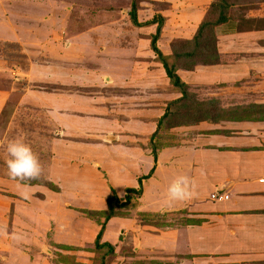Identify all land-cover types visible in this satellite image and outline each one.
<instances>
[{"label":"rangeland","instance_id":"374dc122","mask_svg":"<svg viewBox=\"0 0 264 264\" xmlns=\"http://www.w3.org/2000/svg\"><path fill=\"white\" fill-rule=\"evenodd\" d=\"M218 1L0 0V264H39L30 259L24 237L22 241L11 238L15 233L24 236L21 227L29 225L26 216H12L14 203L19 210L24 208L20 207V195L5 183L11 180L4 164L5 145L12 139L24 140L37 155L42 166L39 180L66 189V205L62 209L65 211L61 212L64 221L67 216L71 229L82 225L84 220L98 224L94 240L83 247L52 243V230L47 231L45 246L50 244V251L44 249L43 264L162 262L161 247L152 254L141 248L143 243L136 238L156 237L167 227L184 225L193 219L187 213L184 215V209L168 210L157 204L154 209L136 206L141 194L133 195L129 190L140 186L143 191V178L141 184L138 179L152 173L156 155L152 152L150 157L139 160L128 154L131 147L152 150L159 134H163L162 140H167L171 133L169 130L154 133L168 102L178 94L169 86L161 58L168 64L182 66L176 67L177 74L189 60H197L193 68L213 69L209 71L212 80L207 83L188 84L179 77L197 101L214 100L224 109L236 104H264V28L234 30L239 22L237 15L242 12L264 21V0H227L230 20L216 24L219 8H213L218 6L213 3ZM133 5L136 22L129 16ZM158 14L163 17L156 40L161 58L150 43L157 25L150 21ZM206 21L194 47L190 41L199 25ZM210 31L215 36L213 46L218 60L204 64L199 59L208 57L210 49H204L202 44L211 36ZM192 49L189 58L181 53ZM127 61L134 64L130 74L120 67ZM160 63L163 72L158 71ZM147 65L148 74L140 81L142 69ZM127 74L129 81L135 82L130 87L123 78ZM136 101L138 106L131 108ZM56 155L65 166L62 169L57 164L54 176L60 169L64 176L52 181L47 171L51 157ZM128 155L137 161L128 165L124 158ZM119 160L127 166L120 165ZM146 161L153 163L143 171ZM109 163H113L112 172ZM136 169L142 172L136 173ZM110 174L114 176L111 180ZM132 180H135L133 187L129 186ZM111 194L123 203L114 208V216L122 224L114 225L113 235L105 229L109 220L104 218L106 207L103 210L98 207ZM33 195L43 196L40 192ZM127 195L129 201H125ZM152 196L159 199L158 194ZM90 204L93 206L89 207ZM50 205L60 210L57 204L50 202ZM100 229L99 242H107L103 239L107 232L106 237L114 236L113 241L118 243L117 251L112 252L106 246L96 248ZM118 235L123 242L116 241ZM133 240L138 241L137 248ZM79 249L87 253H76Z\"/></svg>","mask_w":264,"mask_h":264},{"label":"crops","instance_id":"0c3cea01","mask_svg":"<svg viewBox=\"0 0 264 264\" xmlns=\"http://www.w3.org/2000/svg\"><path fill=\"white\" fill-rule=\"evenodd\" d=\"M133 65L131 61H127L120 64V67L130 74ZM148 66L142 69L144 75L140 77V81L148 74ZM212 70L207 66L181 68L178 74L181 80L188 84L192 81L207 83L212 80L209 72ZM158 71H164L161 63ZM128 77L127 74L123 78L129 82L127 86L130 87L135 82H130ZM169 86L178 92L174 86ZM179 94L176 93V97ZM138 103L139 101L132 103L131 108L138 106ZM169 130L174 134L172 143L156 150L155 166L152 173L143 178L145 188L136 206L140 209H154L157 204L158 207L168 210L184 209V215L187 213L186 216L193 221L172 228L167 227L168 232L163 231L156 237L142 235L140 238H133L143 243L141 248L152 254L161 247L162 255L159 258L162 262L157 264H264V143H260L264 139V120H200L193 124L177 125ZM149 153L151 154L152 150L148 148L141 150L131 147L128 150L129 155L133 154L139 160L150 157ZM129 155L124 157L127 158L128 165L137 161L131 160ZM56 157L58 155L51 157L47 171V176L52 181L64 176L61 169L54 176L56 167L65 166L64 163L58 162ZM126 162L119 160L118 163L127 166ZM152 163L146 161V166L142 167L143 171L148 170ZM108 165L112 172L113 163ZM137 170L136 173L142 172ZM180 174H186L193 179V195L187 200L170 203L166 199L167 186ZM113 177L110 174L109 179ZM134 181L132 180L129 186L133 187ZM5 183L9 188L12 186L17 195L21 191L30 193L29 199H20V207L24 208V211L19 210L16 203L12 208L13 217L24 215L29 222L27 228H21L25 232L23 237L30 259L34 258L39 264H43L42 260L45 258L42 259L41 255L44 254V249H50L49 242V245L45 246L46 235L50 230L52 243L64 246L83 247L94 240L93 235L98 231L97 223L84 220L82 225L78 224L71 229L67 216V223L64 221L61 212L65 211L62 209L66 205L64 186L53 190L42 184H15L12 180ZM36 192L42 193V198L33 195ZM153 193L158 194V200H154ZM50 202L57 204L60 210H55ZM98 207L105 209V201ZM128 222L129 220L126 224ZM115 224H122L119 217L112 216L105 224L106 231L111 232V235L116 230ZM120 229L122 228H119V233L122 232ZM107 232L104 233L103 239L113 246L112 252L117 251L118 243L113 241L114 236L107 238ZM116 239L120 241L119 235ZM133 241L136 246L137 240ZM77 252L87 253L84 249Z\"/></svg>","mask_w":264,"mask_h":264},{"label":"trees","instance_id":"16d2710c","mask_svg":"<svg viewBox=\"0 0 264 264\" xmlns=\"http://www.w3.org/2000/svg\"><path fill=\"white\" fill-rule=\"evenodd\" d=\"M227 2V3H226ZM214 5H218L216 7H213L212 5H210L213 8H219L218 10V18L216 20V24L221 23V22H225L227 20H230L229 14L227 13V4H229V2L227 0H219L216 3H213ZM229 8V7H228ZM129 16L131 18V20L133 22H136V13L134 10V5L132 6L131 10L129 11ZM155 18L157 20H155ZM153 20H151V23H156V30L155 33H153L151 35V47L152 49L157 52L159 58H161L163 55L161 54V51L157 48L156 46V40L158 39L160 33H161V27H162V23H163V17L161 15H156ZM237 19H239L238 23H234L235 27L234 30H242L245 28H250L251 26H255V28H264V21L261 20H257L256 18H252L247 14H243V12L239 15H237ZM209 23V22H208ZM207 25V21L206 23L203 25H199L196 34L194 35V37H192V41L195 47V43L198 42L199 37L201 36V33L203 31V29L206 27ZM233 30V31H234ZM210 37L208 38V40L206 42H203L202 47L208 48L209 50V54L207 58H200L199 61L202 63H215V61L218 60V56L216 53V48L215 45L213 46V38L215 36H213V31H210ZM212 40V41H211ZM188 42V43H190ZM212 42V44L210 43ZM184 57L189 58L192 53H193V49L192 50H184ZM181 53H177L181 54ZM162 55V56H161ZM164 58V57H163ZM163 58H161V62L163 64V67L165 69L166 75L169 78V81L171 83L172 86H174V88L180 93L178 97L170 100L168 102V106L166 108L165 113L163 114V116L161 118H159L156 129L154 131V133H160V131H164V130H169L171 127L177 126V125H185V124H193V123H197L200 120H208V121H212V122H216L219 120H244V121H261L264 120V104L261 103H257L254 105H249V104H244V105H240V104H236V107L234 108H230V109H224L225 107H221L219 105H216L214 102V100H209V101H197L193 98V94L190 93V91L187 90L186 85L183 84V82L180 81V78L178 76V74L175 72L176 71V67H182V66H177L174 63H170L168 64V62L166 60H164ZM197 62V60H189L187 62V64H185V66H183V68L186 69H193L194 64ZM231 110H237L238 113H233L231 112ZM170 131V130H169ZM157 135V134H156ZM173 132L169 133V135H167V140L165 139H161L163 137V134H159V139L158 142H155V144L152 147V152L153 154L156 153V150L158 148H161L164 145H169L172 143V138L173 136ZM162 140V141H160ZM152 143V142H151ZM156 148V149H155ZM150 174L147 175H143L141 178L138 179L139 184H141V179L142 178H146L148 177ZM39 180V179H38ZM40 181V182H39ZM38 182L36 180L30 181L28 182L29 185H33V184H42L45 185L53 190H57L59 187L53 185L51 182L49 181H43V180H39ZM129 189V188H128ZM131 194L133 195H140L141 194V187L139 186L138 188H130ZM130 200V196H126V200L125 201H129ZM118 198L117 196H115L114 194L111 195H107L106 197V214L104 216L105 220H108L110 217L114 216V208L115 206H121L123 205V203H119L118 202ZM103 226V225H102ZM102 229V227H101ZM98 232L96 239H95V246L96 248H100L102 246H106L107 249L112 250V246L109 242H99V235L101 233V230ZM104 258H101V263L102 260Z\"/></svg>","mask_w":264,"mask_h":264},{"label":"clouds","instance_id":"9594fccd","mask_svg":"<svg viewBox=\"0 0 264 264\" xmlns=\"http://www.w3.org/2000/svg\"><path fill=\"white\" fill-rule=\"evenodd\" d=\"M5 153L4 164L9 179L24 183L38 180L41 177V163L31 146L24 140H9L5 145ZM193 188L194 181L190 176L186 174L177 175L167 186V199L170 203L187 200L193 195ZM19 195L25 200L30 198L28 191H21ZM11 238L16 241L23 240L20 233L13 234Z\"/></svg>","mask_w":264,"mask_h":264}]
</instances>
